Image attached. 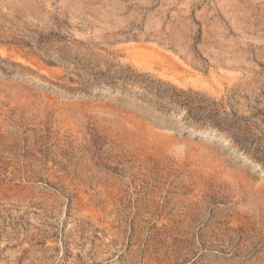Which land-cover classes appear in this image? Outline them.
Here are the masks:
<instances>
[{"label": "rangeland", "instance_id": "374dc122", "mask_svg": "<svg viewBox=\"0 0 264 264\" xmlns=\"http://www.w3.org/2000/svg\"><path fill=\"white\" fill-rule=\"evenodd\" d=\"M0 264H264V0H0Z\"/></svg>", "mask_w": 264, "mask_h": 264}, {"label": "bare ground", "instance_id": "6f19581e", "mask_svg": "<svg viewBox=\"0 0 264 264\" xmlns=\"http://www.w3.org/2000/svg\"><path fill=\"white\" fill-rule=\"evenodd\" d=\"M247 160V159H246Z\"/></svg>", "mask_w": 264, "mask_h": 264}]
</instances>
